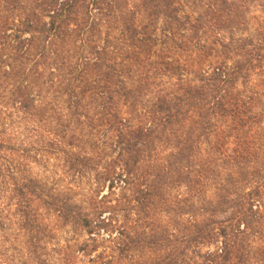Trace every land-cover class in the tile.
<instances>
[{"label": "trees", "instance_id": "1", "mask_svg": "<svg viewBox=\"0 0 264 264\" xmlns=\"http://www.w3.org/2000/svg\"><path fill=\"white\" fill-rule=\"evenodd\" d=\"M9 1L20 20L5 75L33 123L29 159L59 162L70 183L94 173L130 191L137 221L172 222L169 235L131 227L92 264H264V0ZM15 184L28 257L0 264H53L38 206L74 233L57 264H74L79 232L75 252L94 251L99 223L70 192ZM156 246L169 252L126 257Z\"/></svg>", "mask_w": 264, "mask_h": 264}, {"label": "rangeland", "instance_id": "2", "mask_svg": "<svg viewBox=\"0 0 264 264\" xmlns=\"http://www.w3.org/2000/svg\"><path fill=\"white\" fill-rule=\"evenodd\" d=\"M12 9L13 5L9 0H0V56L6 60L4 64L0 62V216L2 217L0 261H8L6 257L17 260L28 257L26 234L21 228L20 216L15 212L18 202L15 183L23 182L27 176L48 181L49 185L54 184L58 190L70 192L72 198L82 203L96 223H99L98 229L93 234L98 241L90 255L75 252L77 245L87 240V234L79 232L77 236L75 235L79 243L75 240L71 241V249L67 254L71 256L74 264H92L91 258L112 254L114 249L120 246L121 240H126L128 232L131 234L132 231L131 235H133L134 229L131 227L135 225L140 224L141 226L135 230L138 229L140 233L145 231L146 235L163 231L169 235L173 226L166 212H150L140 221H137L136 212H129L128 201L131 200L129 190H122L119 185H115L110 190V181L99 182L94 173L79 182L70 183L71 178L68 174H64L59 162L52 159L48 164H41L29 159L30 142L35 139V137L32 139L30 133L33 123L10 99L15 80L11 75H5V69L9 71L8 64L12 62L10 58L7 59L12 55L9 44L14 40L20 20L19 12ZM253 16L254 13H250V26L254 22ZM1 44H4L2 46H5V49ZM37 209L42 222L48 225V230L53 236L46 244V249L49 256H52L53 264H57L63 256L60 254L66 252V247L70 245L74 235L72 227L64 225L54 212L39 206ZM100 220H104L108 225H104ZM122 232L124 235H121ZM168 252L169 249H158V246L153 249L144 247L142 252L129 253L126 257L133 256L135 260L153 262ZM2 253L5 257L1 255Z\"/></svg>", "mask_w": 264, "mask_h": 264}]
</instances>
